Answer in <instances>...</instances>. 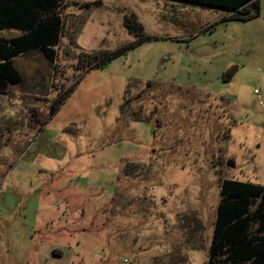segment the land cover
<instances>
[{"label": "rangeland", "instance_id": "1", "mask_svg": "<svg viewBox=\"0 0 264 264\" xmlns=\"http://www.w3.org/2000/svg\"><path fill=\"white\" fill-rule=\"evenodd\" d=\"M130 14L148 39L83 66L135 41ZM227 16L66 0L55 63L16 58L0 95V264H207L221 182L264 186V0Z\"/></svg>", "mask_w": 264, "mask_h": 264}, {"label": "trees", "instance_id": "2", "mask_svg": "<svg viewBox=\"0 0 264 264\" xmlns=\"http://www.w3.org/2000/svg\"><path fill=\"white\" fill-rule=\"evenodd\" d=\"M197 5L228 14L224 21L248 22L260 17V0H170ZM66 0H0V31H14L0 36V95L22 78L13 62L31 51H40L50 63L64 23L62 7ZM97 4H100L99 2ZM91 6L90 4L84 7ZM123 24L135 41L100 57H80L83 66L102 67L115 56L146 41L143 26L135 15L125 16ZM89 62H91L89 64ZM65 93V92H64ZM51 105L54 114L66 94ZM207 264H264V186L236 180H223Z\"/></svg>", "mask_w": 264, "mask_h": 264}, {"label": "built area", "instance_id": "3", "mask_svg": "<svg viewBox=\"0 0 264 264\" xmlns=\"http://www.w3.org/2000/svg\"><path fill=\"white\" fill-rule=\"evenodd\" d=\"M254 95L260 98L259 104H261L262 100H264V95H261L257 90L254 91Z\"/></svg>", "mask_w": 264, "mask_h": 264}, {"label": "water", "instance_id": "4", "mask_svg": "<svg viewBox=\"0 0 264 264\" xmlns=\"http://www.w3.org/2000/svg\"><path fill=\"white\" fill-rule=\"evenodd\" d=\"M227 167H228V168H233L234 165H233L231 162H229V163H227Z\"/></svg>", "mask_w": 264, "mask_h": 264}]
</instances>
